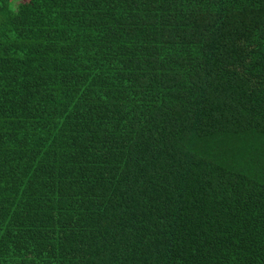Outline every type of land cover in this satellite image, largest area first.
<instances>
[{"label": "trees", "instance_id": "trees-1", "mask_svg": "<svg viewBox=\"0 0 264 264\" xmlns=\"http://www.w3.org/2000/svg\"><path fill=\"white\" fill-rule=\"evenodd\" d=\"M0 264H264V0H0Z\"/></svg>", "mask_w": 264, "mask_h": 264}, {"label": "rangeland", "instance_id": "rangeland-1", "mask_svg": "<svg viewBox=\"0 0 264 264\" xmlns=\"http://www.w3.org/2000/svg\"><path fill=\"white\" fill-rule=\"evenodd\" d=\"M16 1H17V3H18L19 0H16Z\"/></svg>", "mask_w": 264, "mask_h": 264}]
</instances>
